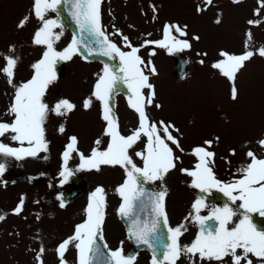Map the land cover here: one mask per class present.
<instances>
[{
  "label": "rangeland",
  "instance_id": "rangeland-1",
  "mask_svg": "<svg viewBox=\"0 0 264 264\" xmlns=\"http://www.w3.org/2000/svg\"><path fill=\"white\" fill-rule=\"evenodd\" d=\"M33 4L34 0H0V68L5 64L4 56L19 57L14 78L17 85L32 78V65L41 60L45 51L44 46L33 44L34 34L42 26V22L34 15ZM198 7L206 10L198 12ZM258 7V0H242L238 4L232 0H213L210 6L205 5L204 0H103L101 5L103 28L111 41L124 51L129 49L124 48L121 37L114 34L117 31L128 36L133 46L140 47L146 40H162L166 24L187 26V35L178 37L191 43L190 50L182 51L184 58L189 61L182 78L176 76L175 61L169 58L167 50L150 44L141 47L139 53L147 61L149 53L156 52L151 60L158 75L151 76L150 82L155 86V103L162 107L148 108L151 120L171 123L179 129L173 135L178 137L183 152L171 145L180 160L163 182L170 195L169 200L171 197L173 203H179L177 207L171 208L177 211L174 214L172 211L170 219L173 223L181 224L180 221L185 217L183 209H192V196L184 191L186 181L180 175L183 173L180 169L194 168L197 163L191 155L194 147L205 146L207 140L213 141L209 149L215 153L213 171L223 182L240 178L237 170L250 162L246 157L247 151L251 150L259 158H264V151L257 144L258 140L264 139V57L254 55L237 74L236 100L231 99L232 85L227 78L211 67L222 59L219 56L221 51L243 54L247 32L252 33L254 48L264 46V9H261L259 16L254 15ZM218 17L221 20L219 24L215 23ZM25 18L27 22L24 26L18 27ZM47 18L55 19L56 14L49 13ZM249 20L259 21V26L250 25ZM63 31V36L54 45L59 51L73 39L71 31L65 28ZM10 46H14L15 52H9ZM201 60L203 64L199 62ZM103 68L102 62L83 61L81 55L63 61L62 70L56 81L49 85L45 100L52 106L57 100L67 98L77 106L76 110L66 118L49 116L45 124L48 153H41L37 159L7 161L8 170L0 178L7 181L6 186L0 184V208L5 217L0 221V264H37L36 257L41 246L45 249L43 264H60L56 248L74 234L77 225L85 222L89 195L97 184H103L107 190L104 242L109 250L122 247L125 255L131 253L123 227L114 214L117 200L114 193L110 192V186L113 187L121 177L118 173L117 177L110 178V175L117 174L118 168L101 166L100 172L80 171L79 185L83 189L64 208H60L57 199L62 190H70L68 185L62 188L58 185V180L62 179L59 173L68 134L78 136L81 143L78 142L80 145L77 148L86 157L97 147L94 143L97 139L101 140L100 150L107 148L108 143L105 141L109 138L103 135L105 121L98 118V114L102 113V105L92 96ZM13 94L14 89L0 73V121L11 122V117L5 113L12 103ZM87 98H91L93 103L85 110L83 102ZM125 103L124 95L113 97L115 115L122 124L119 125L120 131L127 136L132 133L136 113L129 111V115ZM61 125L65 128L63 134L58 131ZM2 139L13 147L18 145L7 138ZM143 145L137 144L135 150L142 151ZM232 150H235V155L230 154ZM45 155L46 160L43 159ZM3 159L0 158V161ZM134 162L141 166L136 157ZM75 164L79 167L78 155L72 153L68 167L74 169ZM120 170L124 174V170ZM30 178H33L31 182ZM22 196L23 211L20 215H14L13 210ZM204 209L200 213L202 216L208 212ZM185 224L188 227L186 221ZM193 236L189 235V240H193ZM65 260L67 264H78L74 247H69ZM186 260L188 258L179 264H187ZM134 264H151V259L147 253L140 252ZM253 264H257L256 259Z\"/></svg>",
  "mask_w": 264,
  "mask_h": 264
},
{
  "label": "snow or ice",
  "instance_id": "snow-or-ice-1",
  "mask_svg": "<svg viewBox=\"0 0 264 264\" xmlns=\"http://www.w3.org/2000/svg\"><path fill=\"white\" fill-rule=\"evenodd\" d=\"M241 3L242 0H232ZM103 0H34L33 12L35 17L42 22V26L35 32L33 44L44 46L41 60L32 65L34 74L32 78L19 85L14 83L15 70L19 57L4 56L5 64L0 68L10 87L14 89L12 103L5 113L11 117V122L0 121V178L8 170L7 161L17 162L28 158L37 159L41 153H48L49 142L45 137V124L49 116L66 118L76 110V105L67 98L57 100L50 106L45 95L49 85L57 79L56 66L61 61H69L74 56L81 55L85 59L91 56L106 57L108 60H117L113 67L104 65L103 73L98 76L94 85L92 96L102 105V119L106 123L103 135L109 138L107 148L100 150L101 140L97 139L89 156L79 152L78 138L72 136L62 153V167L59 173L61 185L68 182L69 178L78 171H101V166H119L124 170L125 180L118 186L115 193L120 197L121 204L117 210L118 216L128 223L127 236L139 247L146 246L152 253L151 264H176L181 256L187 257L191 264H253L254 257L257 264H264V227H257L253 221V214L264 217V158H259L256 153L249 150L246 157L250 162L241 165L237 170L240 178L230 182L220 181L214 171L215 153L211 149L212 140L204 142L205 146H197L191 152L197 160L192 170L180 169L192 178L191 187L198 189L207 196L212 195V190L223 193L224 196L236 204L242 211L225 204L223 207H212L206 216L200 215L207 206L204 196L196 199L192 205L193 223L199 226L196 238L190 245H182L180 237L187 231L185 223L171 227L165 209L167 190L164 180L167 174L177 167L180 157L175 155L174 149L183 152L179 139L173 133L179 129L171 123L164 121L155 122L147 111L148 108H161L155 103V86L150 82L151 76L158 75L151 57L155 51L149 53L145 61L141 55V47L154 45L155 48L165 49L168 54L179 53L191 49V43L185 37L186 27L166 24L163 29V39L158 41H145L140 47L133 46L128 36L119 31L123 47L122 50L112 42L101 23V5ZM213 0H204L205 5H212ZM259 7L254 15L259 16L264 9V0H258ZM67 12L71 21L76 26L79 37L73 39L62 51L54 45L64 34L65 25L61 21V10ZM200 7L197 11H204ZM156 9L153 6V12ZM49 13H55L56 18H47ZM27 18L18 27H23ZM221 22L218 17L215 23ZM250 25L259 26V21L249 20ZM56 29H61L57 32ZM198 40L199 37H193ZM9 52H15L10 46ZM258 54L264 57V46L254 48L251 32L246 33L245 52L241 55L230 54L224 51L219 53L222 59L211 65L219 71L220 75L227 78L232 85L231 99H237L235 81L237 74L245 63ZM206 55V53H198ZM201 64L203 60L199 61ZM121 87L130 93L128 105L138 115V127L130 135H123L120 131L119 121L115 115L113 96L119 94ZM147 90V92L145 91ZM92 99L83 102L85 110L92 106ZM63 134L65 128L61 125L58 129ZM7 138L19 147H13L3 142ZM219 139L218 137L216 138ZM170 142V143H169ZM144 143L142 151L135 147ZM257 144L264 151V139ZM27 145V146H25ZM131 150V151H130ZM76 153L80 164L75 170L68 167V161ZM231 155H235L232 150ZM134 157L143 162V167L134 162ZM47 159V155L43 157ZM30 178V182H31ZM161 182L160 191H148L144 185L147 183ZM0 184L6 186L7 181L0 179ZM51 186V185H50ZM107 194L102 186L90 193L89 202L85 209L86 220L76 226L74 234L61 242L56 248L60 264H67L65 253L72 246L77 250L78 264H134L135 254L125 255L123 248L108 250L106 243H102L105 209L107 207ZM60 207L66 204L61 197ZM38 202V201H37ZM24 208V197L13 210L14 215H20ZM191 215V214H190ZM234 217H239L234 220ZM39 219V216L37 217ZM5 219L0 215V221ZM162 248V260L158 257V250ZM45 249L40 247L36 257L37 264H43Z\"/></svg>",
  "mask_w": 264,
  "mask_h": 264
},
{
  "label": "flooded vegetation",
  "instance_id": "flooded-vegetation-1",
  "mask_svg": "<svg viewBox=\"0 0 264 264\" xmlns=\"http://www.w3.org/2000/svg\"><path fill=\"white\" fill-rule=\"evenodd\" d=\"M152 185H154L155 187H159L160 185H161V182L160 181H157V182H155V183H151ZM184 191L186 192V193H189V192H192V188L190 187V186H185L184 187ZM169 194H168V190H167V194H166V197H165V204H166V212H167V215H168V217L170 218L171 217V215H172V209L171 208H175V207H177L178 206V204L179 203H173V200L171 199V197H170V200H169ZM230 207H232V208H234V209H236L237 211H242L241 209H239L238 208V205L239 204H228ZM191 208H192V206H191ZM175 212H177L176 211V209H174V211H173V214L175 213ZM191 214V215H190ZM183 215L185 216V221L188 223V227H187V231H186V233H187V235H190L191 234V232H189L190 231V229H191V226H192V224H193V220H192V217L195 215L194 213H193V210L192 209H187V208H185V209H183ZM239 219V217H234V220H238Z\"/></svg>",
  "mask_w": 264,
  "mask_h": 264
},
{
  "label": "water",
  "instance_id": "water-1",
  "mask_svg": "<svg viewBox=\"0 0 264 264\" xmlns=\"http://www.w3.org/2000/svg\"><path fill=\"white\" fill-rule=\"evenodd\" d=\"M61 12H62V16L65 17L67 20H69L68 17H67V12H64L63 9H62ZM69 22H70V21H69ZM74 29H75V31H76V35H77V37H79L80 34L78 33V31H77L75 25H74ZM172 54H173V57H174L175 60H176V65H177V68H176V74H177V75H180L179 72H181V71L184 72L186 64H185V62L183 61V59L181 58V56H180L179 53L173 52ZM92 57H99V58H102V59H104V60H107V61L111 64V66H113V67L118 63L116 60H108L106 57H100V56H92ZM182 68H183V69H182ZM60 69H61V67H58L57 72H59ZM177 71H178V72H177ZM79 191H80V189L74 191V192L71 194V196H75V195H77V193H78ZM67 197H68L67 199H69V198H70V195H68ZM121 219H122V218H121ZM122 220L126 223V227H127V229H128V223H127L124 219H122ZM263 227H264V220H263ZM102 251H105V250L102 248ZM105 252H106V251H105Z\"/></svg>",
  "mask_w": 264,
  "mask_h": 264
},
{
  "label": "bare ground",
  "instance_id": "bare-ground-1",
  "mask_svg": "<svg viewBox=\"0 0 264 264\" xmlns=\"http://www.w3.org/2000/svg\"><path fill=\"white\" fill-rule=\"evenodd\" d=\"M112 176H115V175H112Z\"/></svg>",
  "mask_w": 264,
  "mask_h": 264
}]
</instances>
